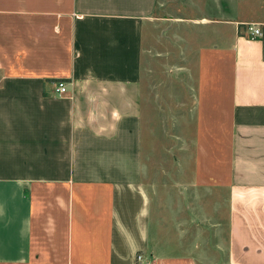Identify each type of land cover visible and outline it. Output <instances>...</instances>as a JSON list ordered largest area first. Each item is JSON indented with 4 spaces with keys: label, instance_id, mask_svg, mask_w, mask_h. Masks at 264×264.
<instances>
[{
    "label": "crops",
    "instance_id": "obj_1",
    "mask_svg": "<svg viewBox=\"0 0 264 264\" xmlns=\"http://www.w3.org/2000/svg\"><path fill=\"white\" fill-rule=\"evenodd\" d=\"M173 28L193 217L147 180V45ZM221 218L226 264H264V0H0V264H203Z\"/></svg>",
    "mask_w": 264,
    "mask_h": 264
},
{
    "label": "rangeland",
    "instance_id": "obj_2",
    "mask_svg": "<svg viewBox=\"0 0 264 264\" xmlns=\"http://www.w3.org/2000/svg\"><path fill=\"white\" fill-rule=\"evenodd\" d=\"M194 35L193 29H169L162 45L160 30H158V33L155 32L156 38L148 43L146 52L148 82L152 85L154 92L151 108L147 112L148 126L152 131L146 151L147 180L152 186L154 196L160 197L165 196L162 193L165 189L161 186L164 183H170L171 189L166 194L172 195V200L165 203L158 197L157 199L161 202L160 206L177 209L175 213L182 212L181 209L186 206L187 214L180 213V217H193L192 206L187 202L182 205L183 199L179 198V190L172 189V186H176L175 181L180 180V175L188 163L186 151L189 149H186L179 135L192 120L193 61L186 58L183 47L187 46L185 40L189 41L188 38ZM163 37L165 38V34ZM201 215L205 216L203 213ZM221 221L222 218L213 223L209 222L211 224L204 221L199 223L203 232L201 242L208 250L207 263L203 264H226L227 254L224 249L221 250L218 247L223 244L222 227L219 223Z\"/></svg>",
    "mask_w": 264,
    "mask_h": 264
},
{
    "label": "built area",
    "instance_id": "obj_3",
    "mask_svg": "<svg viewBox=\"0 0 264 264\" xmlns=\"http://www.w3.org/2000/svg\"><path fill=\"white\" fill-rule=\"evenodd\" d=\"M248 33L253 37H261L262 32L255 26H250ZM55 94L59 97L69 94L68 83L65 80H59L55 83ZM141 259V257H140Z\"/></svg>",
    "mask_w": 264,
    "mask_h": 264
}]
</instances>
